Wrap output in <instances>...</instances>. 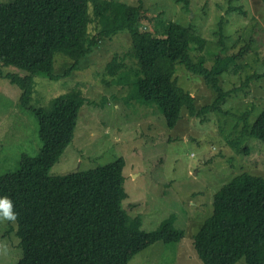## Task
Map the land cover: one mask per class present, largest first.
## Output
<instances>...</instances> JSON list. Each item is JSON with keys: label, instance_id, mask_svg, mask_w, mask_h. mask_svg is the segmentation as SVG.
<instances>
[{"label": "trees", "instance_id": "trees-1", "mask_svg": "<svg viewBox=\"0 0 264 264\" xmlns=\"http://www.w3.org/2000/svg\"><path fill=\"white\" fill-rule=\"evenodd\" d=\"M175 1L190 4V0ZM236 11L245 13L242 6H229L228 13ZM154 17L143 0L135 4L121 0L0 1V77L20 90L18 104L36 119L41 141L36 154H21L17 169L0 174V196L12 200L16 213V219L6 225L0 220V231L19 240L22 256L15 264H128L157 241L176 243L183 237L165 223L146 231L139 216L128 214L123 207L128 193L122 157L88 170L50 174L73 140L81 108L88 100L82 95L55 96L41 105L42 98L35 92L46 80L40 79L38 85L35 78L58 80L70 74L120 30H129L140 63L177 62L200 76L215 93L199 107L195 96L176 78L146 76L133 81L128 102L154 104L169 128L177 125L185 109L202 118L211 113L234 115L236 126L231 128H237V133L227 138L234 154L249 152L250 147L241 144L245 138L264 143V106L252 120L259 106L256 96L250 97L251 105L245 110L233 106L239 93L249 95L252 82L264 81V65L246 71L251 44L234 43L227 50L220 21V46L210 59L205 51L208 38L194 26L171 20L159 34L139 27ZM57 52L72 61L62 73L54 72ZM9 67L13 71L4 70ZM209 214L193 240L204 264H236L241 259L245 264H264L263 176L244 170L233 176L214 194Z\"/></svg>", "mask_w": 264, "mask_h": 264}, {"label": "rangeland", "instance_id": "rangeland-1", "mask_svg": "<svg viewBox=\"0 0 264 264\" xmlns=\"http://www.w3.org/2000/svg\"><path fill=\"white\" fill-rule=\"evenodd\" d=\"M143 2L155 17L140 23L142 29L159 34L171 20L194 26L208 38L205 51L212 59L220 46L217 31L221 21L227 50L234 43L251 44L252 52L245 57L246 71L264 65V0H190L189 7L175 0ZM229 6H242L245 13H228ZM90 14L93 15L92 10ZM89 27L94 33V24ZM70 64L69 57L61 52L55 54L54 72L62 73ZM4 70L13 71L10 67ZM124 72L127 77L119 78ZM146 76L176 78L195 96L199 107L215 96L200 76L189 73L177 62L162 59L153 64L140 63L127 29L101 43L70 74L58 80L35 78L37 82L46 80L35 92L42 98L41 105H47L55 96L82 95L88 100L81 108L73 140L50 174L88 170L124 158L128 196L123 207L128 214L139 216L146 231L165 223L183 235L176 243L157 241L137 253L128 264H204L193 240L203 220L212 213L214 194L242 170L264 177V143L253 137L245 138L241 144L250 147L249 152L234 154L227 141L230 134L237 133V128H231L236 126L234 115L211 113L202 118L185 109L177 125L169 128L154 104L136 99L127 101L133 81ZM249 90L248 96L239 93L233 106L245 110L251 105L250 97L255 95L259 106L254 120L264 106V81L252 82ZM19 95L20 90L14 84L0 77V174L17 169L21 154L34 155L41 146L36 119L30 111L20 108ZM2 221L6 225L7 220ZM18 243L15 235L9 237L0 231V264L18 262L22 256ZM236 264H245V260Z\"/></svg>", "mask_w": 264, "mask_h": 264}, {"label": "clouds", "instance_id": "clouds-1", "mask_svg": "<svg viewBox=\"0 0 264 264\" xmlns=\"http://www.w3.org/2000/svg\"><path fill=\"white\" fill-rule=\"evenodd\" d=\"M16 213L13 202L8 196H0V220L14 221Z\"/></svg>", "mask_w": 264, "mask_h": 264}, {"label": "built area", "instance_id": "built-area-1", "mask_svg": "<svg viewBox=\"0 0 264 264\" xmlns=\"http://www.w3.org/2000/svg\"><path fill=\"white\" fill-rule=\"evenodd\" d=\"M106 130L108 131V128Z\"/></svg>", "mask_w": 264, "mask_h": 264}]
</instances>
